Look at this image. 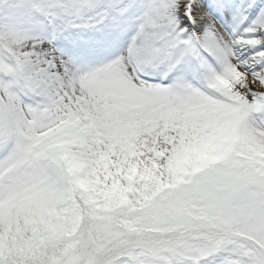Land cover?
Segmentation results:
<instances>
[{
    "label": "snow or ice",
    "instance_id": "6c2138e0",
    "mask_svg": "<svg viewBox=\"0 0 264 264\" xmlns=\"http://www.w3.org/2000/svg\"><path fill=\"white\" fill-rule=\"evenodd\" d=\"M0 264H264V0H0Z\"/></svg>",
    "mask_w": 264,
    "mask_h": 264
}]
</instances>
